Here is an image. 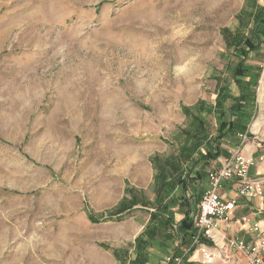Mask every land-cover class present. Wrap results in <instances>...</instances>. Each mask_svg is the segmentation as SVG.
<instances>
[{
    "label": "rangeland",
    "instance_id": "374dc122",
    "mask_svg": "<svg viewBox=\"0 0 264 264\" xmlns=\"http://www.w3.org/2000/svg\"><path fill=\"white\" fill-rule=\"evenodd\" d=\"M263 5L0 0V264H129L154 210L153 161L190 172L199 157L180 150L197 120L214 142L219 88L240 92L233 38L256 36ZM244 61L264 68L263 48Z\"/></svg>",
    "mask_w": 264,
    "mask_h": 264
},
{
    "label": "trees",
    "instance_id": "16d2710c",
    "mask_svg": "<svg viewBox=\"0 0 264 264\" xmlns=\"http://www.w3.org/2000/svg\"><path fill=\"white\" fill-rule=\"evenodd\" d=\"M252 20L251 24L256 36L249 38L237 33L233 38L234 43L231 44L232 49L237 52V61L229 63L233 65L231 77L240 92L239 95L233 96L227 85L219 88L213 106V113L218 121L214 142L210 141L211 133L206 129L204 122L197 120L194 121L196 124L194 130L182 136L183 143L186 144L180 150L188 162L192 160L191 156L194 153L199 157L189 165L190 172L182 171L183 166L177 157H170L164 163L153 161L152 164H156L157 180H155L153 196L147 203L154 210L150 212L142 233L136 239V256L129 264H145L148 261L149 248H158L162 252L169 253L166 256L170 258L167 264H174L172 259L176 256H181L184 261L187 254L194 250V246L190 247L192 236L196 233L193 215L206 188L204 182L207 181L208 176L205 172L207 163L227 155L226 150L221 146L224 139L230 140L235 136L237 141L233 145H236L239 133L246 132L251 136L247 126L254 115L255 89L263 68L246 63L244 58L262 48L264 50V5L257 10ZM168 179H172L173 182L169 183ZM137 202L138 199L131 196L130 200L120 203L118 213L132 208ZM171 206L183 213L175 229L172 227L174 222ZM177 239L179 243L170 250ZM181 247H185L184 250L180 251Z\"/></svg>",
    "mask_w": 264,
    "mask_h": 264
},
{
    "label": "built area",
    "instance_id": "2783aa9c",
    "mask_svg": "<svg viewBox=\"0 0 264 264\" xmlns=\"http://www.w3.org/2000/svg\"><path fill=\"white\" fill-rule=\"evenodd\" d=\"M237 137L238 144L229 149L221 166L209 171L208 186L202 193L198 210L193 217L196 233L192 236L190 247L194 246V250L200 254L202 264H211L217 254L223 257L232 250L242 252L247 259L246 264H264V231L257 221L249 223L247 217L240 219L241 223L248 224V230L255 235L256 241L251 244L216 232L219 223L229 224L232 220L238 198L264 201V178L248 177V170L254 165L255 159L242 153V147L250 136L245 132L239 133ZM257 160L264 163V155H259ZM228 180L237 182L235 195L230 200L224 199L220 193L223 182ZM209 244L214 248H210ZM165 260L168 262L170 258L166 257ZM172 261L174 264L183 262L181 256L174 257Z\"/></svg>",
    "mask_w": 264,
    "mask_h": 264
},
{
    "label": "crops",
    "instance_id": "0c3cea01",
    "mask_svg": "<svg viewBox=\"0 0 264 264\" xmlns=\"http://www.w3.org/2000/svg\"><path fill=\"white\" fill-rule=\"evenodd\" d=\"M259 66V65H254ZM261 76V75H260ZM260 79V77H259ZM258 79V85H259ZM262 83L264 84V76L262 77ZM256 87L255 92V108L254 115L250 121V123L254 120L255 117H258L259 120L255 122L254 130H250V123L247 126L248 132L251 134L249 140L244 143L242 147V153L246 156H252L255 159L254 165H252L248 170V177H263L264 178V163L259 162L257 157L261 154L264 155V86L261 88L260 93L259 86ZM262 103V104H261ZM237 138L234 136L229 140L230 144H225L227 146L223 147L226 152L229 151L236 142ZM221 157V156H220ZM220 157L219 160H220ZM217 158V159H218ZM216 159V160H217ZM209 173V172H208ZM264 180V179H263ZM237 187V182L234 180H228L223 182L221 186V196L230 200L235 195V189ZM199 204V203H198ZM197 204V208H198ZM172 215H173V229L176 228V223L183 217V213L178 211L176 207H172ZM198 210V209H197ZM243 217H247L249 219V223H253L257 221L264 231V201L260 199H245L238 198L236 201V208L233 212L232 220L229 224L219 223L218 228L216 230L219 234H225L228 237L238 238L244 240L246 243L251 244L256 241L255 235L248 230L247 223H241L240 219ZM146 222V220H144ZM144 222V223H145ZM179 240H175L171 245L170 250H172L173 246L177 245ZM210 248H214L211 244L208 245ZM185 247H181L180 251L184 250ZM148 261L145 264H167L165 258L167 254L159 250L158 248H149L147 251ZM247 259L245 255L238 251L232 250L229 255L219 256L216 255L214 261L211 264H246ZM182 264H202L200 261V254L193 250L187 254Z\"/></svg>",
    "mask_w": 264,
    "mask_h": 264
},
{
    "label": "bare ground",
    "instance_id": "6f19581e",
    "mask_svg": "<svg viewBox=\"0 0 264 264\" xmlns=\"http://www.w3.org/2000/svg\"><path fill=\"white\" fill-rule=\"evenodd\" d=\"M255 124V123H254ZM253 126V125H252Z\"/></svg>",
    "mask_w": 264,
    "mask_h": 264
}]
</instances>
